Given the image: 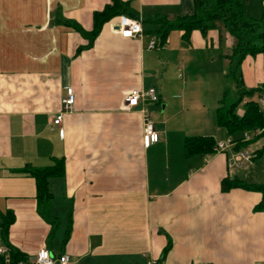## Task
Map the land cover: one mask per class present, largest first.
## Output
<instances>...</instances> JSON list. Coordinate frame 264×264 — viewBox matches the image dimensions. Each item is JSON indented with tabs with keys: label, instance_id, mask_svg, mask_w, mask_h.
<instances>
[{
	"label": "crops",
	"instance_id": "0c3cea01",
	"mask_svg": "<svg viewBox=\"0 0 264 264\" xmlns=\"http://www.w3.org/2000/svg\"><path fill=\"white\" fill-rule=\"evenodd\" d=\"M123 1L141 19L143 34L123 37L118 15L90 42L94 13L112 0H0V224L7 213L14 217L0 243L28 258L46 246L68 253L73 264H264L262 193L222 189L227 176L264 180V160H235L262 140L238 148L240 133L230 135L216 120L227 65L223 85L222 74L210 76L220 82L210 98L192 99L188 81H166L167 43L150 47L154 18L191 13L193 0ZM244 6L260 18L264 0ZM187 40L189 53L205 48L229 63L234 38L224 27L206 35L193 30ZM242 73L248 88L262 87L264 53L247 55ZM69 87L75 102L65 109ZM150 87L158 101L124 108L129 90ZM252 98L264 110V92ZM143 106L159 134L149 145ZM188 136L213 137L214 151L187 155ZM230 138L235 144L218 147ZM56 162L63 170L48 180L50 223L27 166Z\"/></svg>",
	"mask_w": 264,
	"mask_h": 264
},
{
	"label": "trees",
	"instance_id": "16d2710c",
	"mask_svg": "<svg viewBox=\"0 0 264 264\" xmlns=\"http://www.w3.org/2000/svg\"><path fill=\"white\" fill-rule=\"evenodd\" d=\"M118 15L138 18L129 7L128 2L112 0V3L94 13V28L89 33L90 42H93L105 22ZM153 21L157 23L158 27L150 32L155 34L162 45L166 43L170 31L174 28L182 30L183 37L186 39L193 30H199L203 35H206L208 30L221 29L222 27L232 35L234 44L232 53L227 55L229 63L226 79L233 80L236 86L237 99L230 104L226 103V87L224 98L216 111V120L218 125L224 127L230 135L240 133L241 137L236 140V147L238 148H245L257 140H262L261 147L252 152L254 159L261 157L264 154V110L260 107L259 102L252 97L256 93L261 95L264 92V85L258 88H248L245 85L242 61L247 55L264 53V7L261 17L256 18L246 13L244 0H193L191 13L180 15L174 20L158 16ZM240 105H242L241 109H239ZM245 133L250 135L249 139H245L243 136ZM184 146L187 155L210 153L214 151L216 141L211 136H188ZM27 167L36 180L40 213L48 222L54 223L53 218L48 214L47 205L51 197L48 180L50 176L63 170V164L56 162V164L46 167ZM235 187L261 192L262 198L258 208L264 210V180L262 182H247L236 176H227L223 179L222 189L224 191ZM13 221L14 217L11 213H7L3 217L0 225L2 228L1 236L4 240H6V234ZM11 249L15 260L26 258L24 254L12 247Z\"/></svg>",
	"mask_w": 264,
	"mask_h": 264
},
{
	"label": "built area",
	"instance_id": "2783aa9c",
	"mask_svg": "<svg viewBox=\"0 0 264 264\" xmlns=\"http://www.w3.org/2000/svg\"><path fill=\"white\" fill-rule=\"evenodd\" d=\"M116 30L120 32L123 37L136 38L143 34V26L140 18H132L128 16H121L118 23L115 24ZM158 39L156 36L152 37L150 41V47L155 48L157 46ZM159 96L155 88H133L129 90L125 95V109H132L139 106L141 103H146L147 101H158ZM75 102V92L72 87L67 90V96L63 99L65 109H70ZM144 112V136L146 143L153 144L159 140V134L155 129L154 122L149 116V112L143 106ZM64 111H60L54 118L53 122L55 124H60L63 119ZM245 139H249L250 135L248 133L244 134ZM235 144L233 139H228L226 142H220L218 147L224 149ZM253 154L250 150L240 151L235 160L238 162L250 161ZM1 225H0V237H1ZM0 264H73L70 255L66 252L54 254L46 246L41 247L34 258H19L15 260L12 256V249L10 246L0 243ZM148 264H159L156 259H150ZM197 264H207L205 262H199Z\"/></svg>",
	"mask_w": 264,
	"mask_h": 264
},
{
	"label": "rangeland",
	"instance_id": "374dc122",
	"mask_svg": "<svg viewBox=\"0 0 264 264\" xmlns=\"http://www.w3.org/2000/svg\"><path fill=\"white\" fill-rule=\"evenodd\" d=\"M178 32L179 31L177 30L171 31V39L169 38L168 42L166 41V49L168 50V55H163L164 62H166L164 63L165 66L162 70L165 73L164 76L166 78V81L167 83L171 82L173 85L170 84L169 86L174 87L175 83H182V81L186 80L188 81V86L186 87L185 91L187 93L188 98L197 100L210 98L213 95L212 92L215 90V87H218V85L220 84V82L219 84L217 83V85H214L212 83V73L217 72L222 74V83L220 85H223V75L225 72V66L227 65L228 68V63L223 57H220L217 60H213L212 58H214L216 55L210 58L206 54L205 48H200L198 51L195 50V52L189 53L188 49H191V43L189 47V42L187 39L183 38L182 36L179 37V35H176ZM161 51L163 54L164 50ZM184 67L187 68L188 78H186V75H184V77L181 76L185 71H183L181 68ZM226 81V103L230 104L231 102L237 99V92L235 91V85L233 80L226 79ZM241 108L242 105L239 106V109ZM258 160L262 161L264 160V157H259Z\"/></svg>",
	"mask_w": 264,
	"mask_h": 264
}]
</instances>
